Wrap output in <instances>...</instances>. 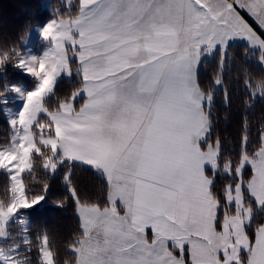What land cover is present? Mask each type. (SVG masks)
<instances>
[{
  "label": "snow or ice",
  "instance_id": "6c2138e0",
  "mask_svg": "<svg viewBox=\"0 0 264 264\" xmlns=\"http://www.w3.org/2000/svg\"><path fill=\"white\" fill-rule=\"evenodd\" d=\"M68 7L79 9L78 19H70L67 25L51 20L41 30L50 41L49 33L64 32L57 38L56 47L50 49L55 70L48 78L35 67L26 68L24 60L16 64L39 82L23 94L21 126L26 123V106L33 98L39 95L42 102L54 86L55 77L61 73L71 77V65H79L76 74L81 87L70 96V105L60 106V117H50L53 135L62 128L64 139L54 135V144L45 145L54 151L44 166H51L55 172L65 161H76L93 168L111 188L114 174L122 177L129 174V169L139 173L158 163L149 156H156L153 149L161 125L173 114L182 115L188 124L184 151L199 157V153L215 149L216 160L213 165L200 158L187 174L175 165H167L161 190H151L147 200L137 197L133 202L117 194L109 195L104 205L86 204L71 184L72 173H66L65 183L76 206L81 237L69 246V254L77 258V264H200L202 252L212 258L211 264H264V224L253 228V208L246 204V200L251 201L257 210H264V125L259 130V147L249 156L245 118L241 163L235 166L229 160L221 165L219 139L208 143L214 92L198 95L195 89L201 84L196 79L193 86L192 76L201 57L218 49L219 75L213 83L223 86L228 44L235 38L246 39L264 50V0H77L75 5L69 2ZM238 9L244 10L253 24ZM45 55L47 58L48 53ZM258 60L264 66V54ZM32 63H44L46 71L49 69L47 59ZM42 85L48 86L45 93L40 91ZM243 85L248 95L246 108L252 106L255 96L264 99V80L254 79L245 70ZM78 100L84 103L77 112ZM225 100H229L226 91ZM35 141L33 136L34 145ZM27 147V141L20 137L17 151L0 152V171L11 182L8 190L12 200L6 208L0 204V264H28L33 254L32 236L24 219L19 243L11 244L16 236L9 231L20 221L14 218L21 209L33 208L44 198L29 199L26 189L20 194L23 175L30 170V163H21ZM32 151L43 155L34 147L29 159ZM221 169L235 184L224 185V195L218 196L213 189ZM209 170L212 177L201 183V175ZM209 195L215 197L214 212L209 207L211 231L219 232L220 237L205 234L203 226L195 222L188 225L186 210L191 209L195 215L206 206L204 201ZM118 209L125 215L121 216ZM229 212L239 217L238 228L232 223L226 225L221 218L222 213L226 217ZM35 239L38 264H55L47 231Z\"/></svg>",
  "mask_w": 264,
  "mask_h": 264
},
{
  "label": "trees",
  "instance_id": "16d2710c",
  "mask_svg": "<svg viewBox=\"0 0 264 264\" xmlns=\"http://www.w3.org/2000/svg\"><path fill=\"white\" fill-rule=\"evenodd\" d=\"M77 2V0H75ZM61 0H0V96L7 91L8 84H23L29 89L36 87V79L23 73L16 62L20 51L24 50V41L33 27L47 23L58 15L56 9L60 8ZM54 9V10H52ZM60 16L65 17L67 12L61 9ZM73 11V12H72ZM69 13V12H68ZM79 9L74 7L71 14L75 17ZM68 16V15H67ZM247 50V55H245ZM245 45H232L228 49V60L223 69L224 85H214V78L219 75V55L211 61H204L198 74L200 89L205 93L214 92L212 101L211 121L212 135L208 143H214L217 138L220 142V164L231 161L238 166L241 163L240 140L243 134L244 120L248 123V136L250 146L248 155L252 156L259 147L257 141L259 130L264 125V99L258 95L251 101L250 108L245 107L248 99L247 90L243 85L244 72H247L257 80H264V67L253 60L252 54ZM73 69L76 64H72ZM76 76L73 79H63L57 84L53 96L46 101L49 110L54 112L60 109L61 103L69 101L70 96L80 88ZM225 91L229 100H225ZM83 101H78L77 109ZM12 125L6 116L5 108L0 104V149L11 144ZM43 156H34L33 171L26 177L28 192L35 195H45V204L41 208L31 210L32 227L29 234L32 236L33 254L31 259L38 264V256L35 254L37 235H47L55 255L56 264H77V258L69 254V246L73 241L80 239L79 221L76 206L68 188L64 186L65 174L71 171V183L79 192L82 200L88 204L104 205L109 197L110 188L106 186L104 178L94 169L77 163H65L56 176H51L42 168L45 160ZM211 177L213 173L207 172ZM235 184V180L223 174V170L217 174L213 191L218 195H224V185ZM10 181L6 173L0 172V204L8 203ZM45 188L47 192L45 193ZM29 192V193H30ZM251 202V201H250ZM56 204V206H52ZM63 206H60L61 204ZM223 203V202H221ZM253 205L256 219L253 228L264 224V211L257 210ZM223 214H221V218Z\"/></svg>",
  "mask_w": 264,
  "mask_h": 264
},
{
  "label": "rangeland",
  "instance_id": "374dc122",
  "mask_svg": "<svg viewBox=\"0 0 264 264\" xmlns=\"http://www.w3.org/2000/svg\"><path fill=\"white\" fill-rule=\"evenodd\" d=\"M49 1H51V0H49ZM69 2L72 3L73 5H75L77 3L75 0H61L60 8L55 10L56 12H58V15L55 18L50 19L48 22H50L51 20H57V21H62L65 25H67L69 23L70 19L71 20L78 19L79 13L75 17H73L72 15H69V14H71V10H73V8H74V7H72L71 9H69V7H68ZM61 9H63V12L64 11L67 12L68 16L67 15L65 17L60 16L59 13L62 12ZM52 10H54V9H52ZM239 11L241 12V15L243 14L245 16V18L250 22V24H253V21L246 14V12L244 10H239ZM47 23L37 25V26L32 28V30L30 31V34L27 37L26 41H24V44H23L24 50L19 52L17 62H16V64H17L21 60L26 61V65H25L26 68L29 66L35 67L37 69V71H39L41 73H45V79L48 78L50 71L55 70V66L51 63L52 53L50 52V49L55 48L57 38L62 37L64 35V32H58V33H56V35H52V33H49V35L52 36L51 41L48 38L43 37L41 30ZM253 26L255 27V25H253ZM229 43L230 44L228 45V49L230 48V46L235 45V44L240 45V46L245 45V47H247V49L252 53L250 55L253 56V60H255L258 64H260L258 58L261 54H264V50H262L259 46H254L248 40L243 39V38H235V39H233V41L232 40L229 41ZM250 52H248V53H250ZM46 53H48L47 58L45 55ZM218 55H219V50L217 49L216 51H213L211 54H206V55H203L201 57L198 67L196 69H195V67H193V70H192L193 86H195V80L198 79V74H199L200 68L202 67L203 62L204 61H211L215 57H218ZM44 59H47V62H48L49 69L47 71H46L44 63H39V64L32 63L34 60H44ZM2 63H3V61L0 59V66ZM19 69L23 73H25L26 75L30 76L31 78L36 79L35 76L29 75L26 72V70L21 69V68H19ZM78 70H79L78 64H76L75 69H73V67L71 65V71H72L71 77H68L64 73L57 75L55 77L56 82H55L54 86L51 88V91H48L45 93V89L48 86L47 85L41 86V89H40L41 93H45L44 97H43V101L41 102L40 96L37 95L33 98L32 103L26 106L27 114L25 116L26 123L24 126H21V124L19 122L20 121V115H19L20 114V108L23 104V94L27 91H31L32 89H29L26 85H23V84H8L6 89H7V91H10V93H7L3 96H0V104L3 105V107L5 109H7L6 116H7L8 120L16 122L14 125H12L13 134H12L11 144L6 146V147L1 148L0 152L17 151L18 146L20 144V137H23L25 139V141H27L28 147L24 148V150H23V155L21 156V163L24 164L25 166H27L30 163V170L26 171L23 175L24 188L20 189V194H23L25 189H26V194H27L29 199H34L35 197L44 196V198L39 202V204L35 205L33 208L21 209L20 212L17 213L14 220L20 219V221L18 223H14L9 228V231L13 235L16 236V239L12 240L11 244L19 243L20 237L24 234V232L20 226L23 223V219L26 222L27 228L30 230V228L32 227V222L30 221L31 220V215H30L31 210H33L34 208H41L45 204V195H35V194H32L30 191H29L30 192L29 193L28 192V185H26L25 180H26L27 175H29L33 171L34 156L36 155L35 152L32 151L31 152V158L29 159L28 154H29L30 150H32L34 147H38L40 149V151L43 153L42 156L44 158L43 157L42 158L46 162V158L52 157L54 148L53 147H45V145H47L49 143L54 144V142H55L54 141V135H58L61 137V139H64L62 128L60 131L56 132L54 135L52 133V130L49 128V125L52 124V120L50 117H60L61 116L60 109L56 110L54 112L50 111L48 106L46 105V101L49 100V98L53 96L54 92L56 91L57 84L60 81H62L63 79H67V80L71 81L73 79V76L75 75L76 76L75 78H77L76 80H77L78 84L82 85V82H81L79 76H77V74H76ZM36 83L37 84L39 83L37 79H36ZM37 84H36V86H37ZM12 88L19 89L20 91L19 92L12 91L11 90ZM77 90H79V89H77ZM195 91L197 92L198 95H201V96L204 95V92L200 88L195 89ZM4 100H7L6 104L2 103V101H4ZM83 103H84V101H83ZM83 103H82V105H83ZM62 104H69L70 105V100L65 101L64 103H61V105ZM44 110H46L47 114ZM78 111H79V109H77V112ZM29 115L31 116V119H29ZM206 116H207V113L205 112V117ZM57 123H59V120L57 121ZM187 127H188L187 121L182 117V115L173 114V115L169 116L164 123H162L160 132L158 134V137H157V140L155 143V146L157 149V152H156V160L158 161L157 165L159 166V165L163 164V161H164V171H162V172L158 171V173H157L158 175H164L166 166L171 165L172 161H173L175 167H179L182 171L185 172V174H187V172L191 171L193 165L195 163H197L200 158L210 160L213 165L216 163L215 149H212L210 151V153L209 152H201V153H199V157H193L184 151V136H185V132H186ZM139 133H142L141 130ZM42 135L44 137L43 143H41V136ZM33 136L36 137L35 145L32 143ZM161 146H163V152L161 151ZM73 154H75V153H73ZM45 162L43 163L42 168L44 170H46L47 173H49V175H51L52 177L56 176L57 174L60 173L61 169L65 167L66 162L79 164L76 161H65L64 164L59 165L56 168L55 172H53L51 166H49L47 168L44 166ZM176 163H177V165H176ZM259 164H260V162L257 163L258 166H259ZM85 166H87V165H85ZM88 167L91 168L90 166H88ZM210 171L211 170H209V172ZM0 172H3V171H0ZM68 172H71V171L68 170L66 173H68ZM207 175L209 177H206V178L210 179L211 176L208 173H206V176ZM160 177L161 178L158 181V187H161L163 185L162 176H160ZM201 178H204V177L201 175ZM202 181H204V180H201V183H202ZM15 185H16V187H19V181H16ZM64 186H66V188H68V185L65 182H64ZM205 188H206V184H205ZM259 190H260V186L257 185V191H259ZM236 196L238 198L239 193H236ZM7 201H8V203H6L5 205H2L5 208L7 207V205L10 202H12L11 197H10V192L7 195ZM251 203L252 202L246 200V204H251ZM204 204L206 206L204 208L200 209V211H198L197 213H195V215H193V212L191 211V209L186 210V215L188 218V225H189V227H191V224L193 222H195V221H193V219L199 218L201 220V218H202L203 219V232L205 234H208V235L220 237L221 234L219 232L213 233L211 231V219L209 216V207L214 212L215 197H212L211 195H209V199L204 201ZM51 205L56 206V204H52V203H51ZM251 207L253 208V205H251ZM77 215H78V213H77ZM253 216H254V219H253V223H254L255 219H256V214H255L254 209H253ZM222 219L224 220L226 225L228 223H232L235 227H237V228L239 227V217L237 215H235L234 212H229L226 217L223 214ZM226 234H227V228H225V235ZM193 239H196V237L193 236ZM48 240H49V238H48ZM201 243H204V241H201ZM6 244H7V242H6ZM49 245H50V242H49ZM21 247H23V244H21ZM52 252H53V250H52ZM53 254H54V252H53ZM200 255L203 257V259L200 261V264H211L212 258L210 256H208V254L206 252H202ZM28 264H36V263L34 262V260L31 259L28 262ZM55 264H56V262H55Z\"/></svg>",
  "mask_w": 264,
  "mask_h": 264
},
{
  "label": "crops",
  "instance_id": "0c3cea01",
  "mask_svg": "<svg viewBox=\"0 0 264 264\" xmlns=\"http://www.w3.org/2000/svg\"><path fill=\"white\" fill-rule=\"evenodd\" d=\"M242 16H244V15L242 14ZM244 18H245V16H244ZM141 132L143 133V129H141ZM142 133H137V141L140 140ZM153 151L155 153L157 152L156 146H154ZM161 151L163 152V146H161ZM149 159H155L156 160V156L155 157L149 156ZM257 163H258V161H257ZM171 165H174L173 161L171 162ZM176 165H177V163H176ZM158 171L159 172L164 171V161H163V164H161L159 166L157 164H154V165H151L149 167H146L145 170H143L139 173L133 172L131 169H129V174H126L122 177H118L116 174H114L113 179H112V187L110 188V192H109L110 194L109 195L123 194L126 199L133 201V202H135L137 197H142L143 199L147 200L149 198L151 190H153V189L161 190L162 186L158 187V181L161 178L160 176H163V175H158L157 174ZM202 176L204 178H201V180H204V181H205V179H208L206 177H209L208 175L206 176V174H202ZM117 181H119V183H117ZM204 181H202V183ZM163 183H164V181H163ZM119 211L121 212V216L125 215L124 210L119 209ZM129 219H130V214H129ZM193 221H195V223H197L198 225L203 226V219L202 218H201V220L199 218H195V219H193Z\"/></svg>",
  "mask_w": 264,
  "mask_h": 264
}]
</instances>
